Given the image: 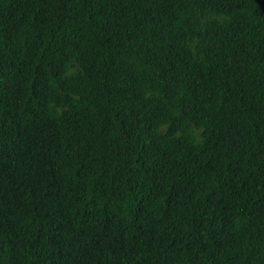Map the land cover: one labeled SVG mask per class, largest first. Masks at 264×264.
Returning a JSON list of instances; mask_svg holds the SVG:
<instances>
[{"label": "trees", "instance_id": "obj_1", "mask_svg": "<svg viewBox=\"0 0 264 264\" xmlns=\"http://www.w3.org/2000/svg\"><path fill=\"white\" fill-rule=\"evenodd\" d=\"M0 264H264V0H0Z\"/></svg>", "mask_w": 264, "mask_h": 264}]
</instances>
